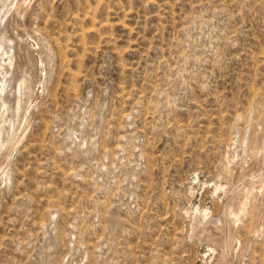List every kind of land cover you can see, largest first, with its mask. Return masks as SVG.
<instances>
[{
    "label": "rangeland",
    "instance_id": "1",
    "mask_svg": "<svg viewBox=\"0 0 264 264\" xmlns=\"http://www.w3.org/2000/svg\"><path fill=\"white\" fill-rule=\"evenodd\" d=\"M1 29L0 264H264V0H0Z\"/></svg>",
    "mask_w": 264,
    "mask_h": 264
},
{
    "label": "bare ground",
    "instance_id": "2",
    "mask_svg": "<svg viewBox=\"0 0 264 264\" xmlns=\"http://www.w3.org/2000/svg\"><path fill=\"white\" fill-rule=\"evenodd\" d=\"M18 1V0H17ZM12 2V1H11ZM16 2V1H15ZM20 2V1H19ZM7 3V2H6ZM9 3V2H8ZM16 5H17V3H16ZM19 5V4H18ZM14 7H15V5H13ZM6 7H7V5H6ZM17 7V6H16ZM15 7V8H16ZM22 7V6H21ZM7 8H9V7H7ZM18 9H19V7H17ZM6 9V8H5ZM12 10V9H11ZM22 10V9H21ZM8 11V10H7ZM19 11V10H18ZM9 12V11H8ZM12 13V12H11ZM10 13V14H11ZM14 13H15V11H14ZM21 13V12H20ZM20 13H19V15H20ZM9 14V15H10ZM18 14V13H17ZM13 16V15H12ZM17 16V15H16ZM15 16V17H16ZM24 16V15H23ZM13 18V17H12ZM18 18V20H19V18L20 17H17ZM21 20V19H20ZM16 21V20H15ZM4 22V21H3ZM18 23V22H17ZM16 24V23H15ZM2 25V24H1ZM11 25V24H10ZM15 27H17V26H15ZM21 27V26H20ZM2 28H4V26L2 27ZM19 28V27H18ZM2 30V29H1ZM4 30H5V28H4ZM4 30H2V31H0V47L3 49V51L5 52V53H7V52H11V48L13 47V39L11 40L9 37H7V34L5 33V31ZM17 42H18V40H17ZM16 47V46H15ZM17 50H18V48H17ZM19 51V50H18ZM10 54V53H9ZM12 54V53H11ZM4 55H7V54H4ZM9 56V55H8ZM14 56V55H13ZM12 58V56H10V59ZM16 58V57H15ZM2 60V59H1ZM9 60V59H8ZM12 60H14L13 58H12ZM17 60V59H16ZM16 60H15V62H16ZM11 61V60H10ZM9 63V62H8ZM4 65V64H3ZM15 65V64H14ZM8 66H12V62H10L9 63V65ZM2 68V67H1ZM0 68V69H1ZM18 68V67H17ZM16 69L14 68V71H15ZM19 70V69H18ZM17 70V71H18ZM9 74V73H8ZM11 74H12V72H11ZM14 74V73H13ZM25 74V73H24ZM11 76H13V75H11ZM23 77V76H22ZM18 78V77H17ZM27 78V77H26ZM16 79V78H15ZM22 80L24 81L25 80V78H19V80L17 79V84H18V86L21 84V83H24V86H25V83H26V81L25 82H22ZM14 82V81H13ZM11 84V78L10 77H7L6 75H2L1 74V72H0V108H1V110L2 109H4V110H6V108H8L7 106H9L8 104H7V102H8V100H9V102L11 101L10 100V98L7 100V98H6V96L4 95V92H6V94H7V92H9V93H12V90H10L9 88H10V85ZM16 84V83H15ZM16 86V85H15ZM14 86V87H15ZM18 88V87H17ZM16 88V89H17ZM22 88H23V86H22ZM11 89H12V87H11ZM14 89V88H13ZM18 89H20V88H18ZM24 89V88H23ZM22 90V89H21ZM16 92V91H15ZM21 92V91H20ZM17 93V92H16ZM13 94V93H12ZM12 96V95H11ZM19 97V96H18ZM18 97H16V98H18ZM22 97V96H21ZM19 100V99H18ZM16 101V100H15ZM19 102V101H18ZM20 103V102H19ZM18 103L16 102V104L14 105V109L15 110H17L19 107H18ZM10 108V107H9ZM11 109H13V107L11 108ZM14 111V110H13ZM19 112V111H18ZM6 113V112H5ZM11 113V112H10ZM11 114H13V113H11ZM17 115V114H16ZM5 116V115H4ZM9 117H10V115H8ZM6 117V116H5ZM10 119H12V118H10ZM8 121H9V119H7ZM12 121V120H11ZM3 123V122H2ZM9 123V122H8ZM13 124V123H12ZM11 126V125H10ZM8 127V126H7ZM12 127V126H11ZM10 129V128H9ZM7 132V131H6ZM10 132H11V130H10ZM8 133H9V131H8ZM5 134L6 136L3 138V142H2V144H1V146H4V144L6 143V142H8V140H9V136L11 135H9V134ZM264 133V132H263ZM261 146V145H260ZM2 148V147H1ZM259 149V148H258ZM255 151V150H254ZM4 153V152H3ZM240 154V153H239ZM264 154V153H263ZM254 155V154H253ZM8 158H10V157H8ZM240 159V158H239ZM237 160V159H236ZM4 161V160H3ZM1 163V162H0ZM4 163V162H3ZM248 167V166H247ZM7 171V170H6ZM233 171V170H232ZM231 174V173H230ZM240 174V173H239ZM227 176V175H226ZM246 176V175H245ZM220 187V186H219ZM218 187V188H219ZM241 196V195H240ZM239 201V200H238ZM237 201V202H238ZM242 201V200H241ZM235 202V201H234ZM243 202H245L244 201V199H243ZM236 203H234V205H235ZM239 204V211H241V207L240 206H244V203H238ZM237 204V205H238ZM237 208V207H236ZM235 208V209H236ZM243 209V208H242ZM237 210V209H236ZM243 211V210H242ZM233 212H235V210L233 211ZM235 214H237V213H235ZM233 219V218H232Z\"/></svg>",
    "mask_w": 264,
    "mask_h": 264
}]
</instances>
